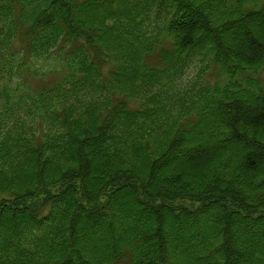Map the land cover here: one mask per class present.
<instances>
[{
	"label": "trees",
	"instance_id": "trees-1",
	"mask_svg": "<svg viewBox=\"0 0 264 264\" xmlns=\"http://www.w3.org/2000/svg\"><path fill=\"white\" fill-rule=\"evenodd\" d=\"M0 264H264V0H0Z\"/></svg>",
	"mask_w": 264,
	"mask_h": 264
},
{
	"label": "rangeland",
	"instance_id": "rangeland-1",
	"mask_svg": "<svg viewBox=\"0 0 264 264\" xmlns=\"http://www.w3.org/2000/svg\"><path fill=\"white\" fill-rule=\"evenodd\" d=\"M37 63H40V64H42V66H44V65L46 64V61H44V60H40V61H38ZM196 68H197V66H196L195 64H191V65L187 68V70L183 73V75H182V79H181V82H182V83H186L188 76H189L191 73H193V72L196 70ZM32 80H33L34 82H37V81H38V79H36V78H34V77H32Z\"/></svg>",
	"mask_w": 264,
	"mask_h": 264
},
{
	"label": "clouds",
	"instance_id": "clouds-1",
	"mask_svg": "<svg viewBox=\"0 0 264 264\" xmlns=\"http://www.w3.org/2000/svg\"><path fill=\"white\" fill-rule=\"evenodd\" d=\"M190 62H191V60L189 61V63ZM202 67H203V63L199 59L198 66H197L196 70L193 73H191L187 78V81H186L187 86H191L192 84H194L196 82V80L198 79L199 71L201 70Z\"/></svg>",
	"mask_w": 264,
	"mask_h": 264
}]
</instances>
